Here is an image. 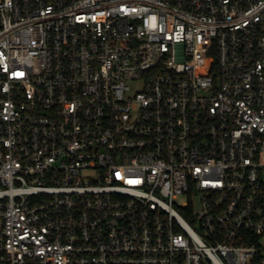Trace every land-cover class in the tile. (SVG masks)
<instances>
[{"label": "built area", "instance_id": "1", "mask_svg": "<svg viewBox=\"0 0 264 264\" xmlns=\"http://www.w3.org/2000/svg\"><path fill=\"white\" fill-rule=\"evenodd\" d=\"M0 264H264V0H0Z\"/></svg>", "mask_w": 264, "mask_h": 264}, {"label": "rangeland", "instance_id": "2", "mask_svg": "<svg viewBox=\"0 0 264 264\" xmlns=\"http://www.w3.org/2000/svg\"><path fill=\"white\" fill-rule=\"evenodd\" d=\"M137 88H138L137 85H135V86L133 85L132 90L135 91V90H137Z\"/></svg>", "mask_w": 264, "mask_h": 264}]
</instances>
